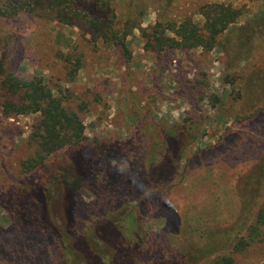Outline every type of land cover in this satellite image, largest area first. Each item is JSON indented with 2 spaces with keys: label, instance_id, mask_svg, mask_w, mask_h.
Returning a JSON list of instances; mask_svg holds the SVG:
<instances>
[{
  "label": "rangeland",
  "instance_id": "rangeland-1",
  "mask_svg": "<svg viewBox=\"0 0 264 264\" xmlns=\"http://www.w3.org/2000/svg\"><path fill=\"white\" fill-rule=\"evenodd\" d=\"M204 3L240 9L235 26L264 14V0H113L118 27L127 19L142 27L126 39L128 59L110 38L87 28L25 13L0 18V60L7 71L42 78L85 127L79 146L57 151L28 172L22 164L34 155L30 137L40 115L7 118L0 106V264L56 263L51 223H63L67 204L61 184L51 183L72 165L80 146L112 141L135 151L112 164V186L91 173L80 182L71 210L80 233L99 236L107 229L102 224L131 210L146 239L136 264H145L151 253L168 257L175 251L182 264L220 257L264 264V226L256 225L264 205V36L247 57L220 46L158 52L148 48L143 32L163 19L190 17L203 25ZM77 59L81 68L72 78L67 73ZM169 139L191 142L175 159L169 181L154 184L149 172L164 164ZM130 166L134 182L123 179ZM115 183L126 187L119 191ZM39 186L46 187L52 221L34 198H17L21 189ZM254 225L257 234L250 232ZM241 243L244 249L237 250Z\"/></svg>",
  "mask_w": 264,
  "mask_h": 264
},
{
  "label": "trees",
  "instance_id": "trees-1",
  "mask_svg": "<svg viewBox=\"0 0 264 264\" xmlns=\"http://www.w3.org/2000/svg\"><path fill=\"white\" fill-rule=\"evenodd\" d=\"M129 10L130 4H128ZM199 10L204 17L203 25L196 23L190 17H184L179 22L169 19H163V22L159 20L154 26L144 29L143 32L148 38V48L158 52L197 48L209 51L220 46L227 53H231V56L248 57L249 51L259 44L257 39L264 36V14L241 26H235L242 17L240 9L223 4L204 3ZM20 13L56 21L66 26L87 28V32L92 35L102 34L105 38H110L109 42L117 44L127 59L129 53L126 39L131 30L142 29L141 24H130L127 19L129 17H126L127 24L118 27L113 0H0V18L14 19ZM225 33L226 36L222 39ZM59 54L70 62L68 54ZM80 68L81 62L77 59L75 69L68 71L67 75L74 78ZM7 70L9 69L5 67V63L0 60V106L4 116L10 118L37 113L40 115L30 137L36 149L34 155L23 162L22 167L25 171L30 172L38 168L57 151L67 146H79L85 140V127L79 115L65 108L62 98L54 95L42 78L38 76L29 78ZM183 142L182 146L179 139L167 141L162 157L164 164H159L148 171L151 177L153 176L154 184L164 180L169 181L177 164L175 159L185 153L191 141ZM89 148L91 147L80 146L74 155L72 165L64 169L60 179L51 183L53 186L58 182L63 187V204H67L63 223L58 225L52 221L53 215L50 206L47 205L45 186L21 189L16 194L17 198L23 194L34 198L49 215L53 229L51 236L55 238L53 242L56 243L55 247L59 252L55 264H136L135 261L141 258L140 253L146 239L138 228L137 216L133 211H122L105 222L104 226L102 224L99 228L107 229L99 236L94 231L80 233L72 222L71 210L80 182L85 181L91 173L94 178L98 176L111 185L114 180L112 164L118 163L120 159H130L126 155H131L135 151L131 146L126 147L124 142L114 141ZM134 166L126 170L127 175H122L127 182L136 181ZM143 170L147 173L146 168ZM115 184L119 191H123L126 187L125 184L122 186ZM12 197L15 199V196ZM122 197L121 202L124 203L125 197L119 196ZM14 211L20 214V209L17 207ZM256 225L264 226V205L257 215ZM256 225L250 227L251 234H257L259 229ZM60 226L62 228L57 229ZM243 249V243L237 246V250ZM154 253L145 257L147 259L144 261L148 260L145 264L183 263L178 260L177 255L180 254L176 251L171 252L168 257ZM211 264H234V261L229 257H220Z\"/></svg>",
  "mask_w": 264,
  "mask_h": 264
}]
</instances>
